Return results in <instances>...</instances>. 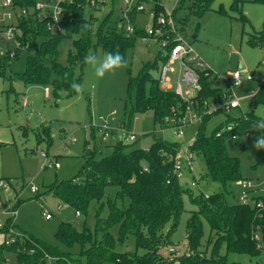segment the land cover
Wrapping results in <instances>:
<instances>
[{
  "label": "trees",
  "instance_id": "16d2710c",
  "mask_svg": "<svg viewBox=\"0 0 264 264\" xmlns=\"http://www.w3.org/2000/svg\"><path fill=\"white\" fill-rule=\"evenodd\" d=\"M35 0H14L15 5L24 11L32 7ZM188 1V0H186ZM214 0H190V14L182 19L174 16L187 26L190 16L200 18L209 11ZM252 3L264 5V0H252ZM183 4V3H182ZM244 2L232 0L228 10L219 6L215 11L230 19L238 21L242 26V37L247 38L246 44L264 52V22L259 32L252 31L248 18L242 11ZM85 0H72L65 6L66 15L61 22L63 33L56 34L49 30L45 22L35 14L22 13L18 19L16 48L25 53L24 69L16 74V79L25 86L51 87L54 99L59 92H66L69 97L76 94L72 83L80 84L82 69L86 65L84 57L90 49H100L103 53L119 51L124 58L128 48L137 40L147 37L143 29L135 27L132 38L119 34L116 28L105 31L100 26L98 31L88 27L84 16ZM182 7V5H181ZM155 15L164 13L159 0H155ZM131 14V21L134 20ZM234 14V15H231ZM246 27L252 33L246 31ZM152 28L156 29L155 22ZM199 24L196 25V38ZM77 39L72 41V49L68 52L66 66L58 63L57 46L64 38ZM16 54L17 51L15 50ZM17 56V55H15ZM0 63V79L7 65L3 58ZM166 57L160 50L152 63L142 65L136 77L127 70L126 99L124 101V119L126 130L133 117L151 113L154 125L165 127L164 120L182 119L187 104L172 93H165L159 88L158 75L165 64ZM78 66L79 73L75 71ZM52 74L56 79H52ZM202 90L195 101L201 103L211 97L217 98L221 90H210L208 83L202 79ZM253 110L238 117L222 114L225 121L216 126L210 133L206 132L209 121L219 115L205 116L198 126L193 143L188 146L189 152L204 160L208 176L223 189L230 184L241 181L240 164L236 158L230 157L225 147V140L232 135L242 137L253 132L254 138L260 135L253 128L259 117L254 114L258 106H264V79L258 85L253 98ZM234 124L230 132L221 130ZM92 129V128H91ZM96 130L92 129L90 138L92 147L86 144L83 155L84 164L78 175L70 180L55 182L46 187L27 201L39 200L51 196L85 216L91 202L99 205L95 215L93 231L85 224L77 230L72 224L60 223L55 233L56 242L66 250L77 245L78 254L62 251L59 246H50L40 240L23 234V241L5 247L0 244V264H8L6 255H13L16 264H116L120 259L123 264H242L228 261L229 255H240L249 259L264 254V196H252L254 202L248 204L228 205L222 192L204 196H192L188 188H183L173 176V159L181 148L178 142L155 138L147 150L132 149V144L117 143L110 156L96 160L99 153ZM42 136H41V135ZM40 134L34 133L36 141L42 140L48 145L51 142L50 128L42 127ZM238 141V139L236 140ZM146 169V171H144ZM116 188L114 201L103 203L105 190ZM187 197L195 207L185 225V241L187 255L168 261L161 255V250L171 246L170 237L178 226L184 213V198ZM120 203L121 206H118ZM260 203L263 207L256 208ZM107 208L106 218L101 212ZM203 221L209 227L206 251H201L204 238ZM118 227L117 237L110 230ZM129 238L134 239L135 250L144 254L131 252L119 254L116 246L123 245ZM30 251L32 253L30 254ZM223 252V254H221ZM84 259V262H82Z\"/></svg>",
  "mask_w": 264,
  "mask_h": 264
},
{
  "label": "rangeland",
  "instance_id": "374dc122",
  "mask_svg": "<svg viewBox=\"0 0 264 264\" xmlns=\"http://www.w3.org/2000/svg\"><path fill=\"white\" fill-rule=\"evenodd\" d=\"M141 1L146 4L147 11L143 14L134 13L132 22L147 29L152 25L149 10L154 9L155 0ZM159 1H161L164 11L172 10L173 14H177L176 17L180 19L189 18L190 0H183L178 6L176 0ZM231 1L214 0L210 6L211 9L200 18L190 16L187 33L191 37L194 36L196 25L199 24L197 36L191 40L192 46L214 74L220 78L230 79L231 74L237 71L240 66L252 74L254 81L251 83L244 82L235 91L237 98L243 100L242 109L247 114L253 110V102L246 97L247 90L256 91L264 79V52L246 44L247 38L242 37V26L238 21L215 11L220 5L228 10ZM242 1L244 2L242 11L249 19L252 31L259 32L264 22V5L254 4L252 0ZM134 5L135 3L131 6ZM125 9L126 6L122 0H103V2L97 3L93 10L85 11L84 16L90 29L96 32L100 26H103L105 32L118 27ZM246 31L252 33L249 27H246ZM76 39V36L64 38L58 44L57 60L61 65H67L68 52L72 49V41ZM15 42L14 39V42L4 43L0 36V46L4 50L9 48L17 51V56L14 59L4 62L7 68L0 79V177L13 179L18 186L32 182L39 188L41 194L51 184L70 180L78 175L84 164L83 155L86 150L84 147L87 145L91 148L93 145L90 138V132L93 128L101 127L104 123H108L111 127L116 125L120 127L124 119V101L128 78L126 71L128 70L132 77H136L143 64L152 63L156 59L159 45L150 40H137L126 51V67L119 70L115 75H106L103 79H97L93 69L86 64L81 75L82 91L76 92L71 97L66 92H59V97L54 99L50 86L47 87L48 91L45 93L43 87L25 86L16 79V74L21 73L24 69L26 54L16 48ZM90 52L98 56L104 54L100 49H90ZM2 59L0 58V63H3ZM172 68L177 71V64H173ZM75 71L77 74L79 73L78 66H76ZM168 75L171 77V83H174L176 74ZM52 79H56L53 74ZM239 113L238 110L234 111L231 117H237ZM254 114L257 117L264 116V106H258L254 110ZM224 121L225 116L223 115L213 117L206 127V132L210 133ZM44 126L50 128L51 142L48 145L42 138L36 141L34 136L35 132L40 134V129ZM198 126V124L186 126L183 129V137L177 138L173 130L162 133L161 128L154 125L151 113L137 115L130 121L129 131L142 137L138 139L132 149L147 150L153 144L152 134H154L155 138L178 142L181 144V149L186 150V154H189L187 149ZM254 135L250 131L242 137L237 136L238 141L228 138L225 140V147L228 155L238 160L242 181L252 182L254 194L264 196V149L257 150L253 147ZM67 137L75 138L76 142L63 149L62 142ZM95 137L99 147L96 160L110 156L116 142L113 140L103 142L98 133ZM42 154L46 158L56 160L59 168H43L46 160L41 156ZM191 166L193 169L180 180V185L183 188H188L192 196L203 194L206 197L222 192L228 205L240 204L239 199L244 191L240 186L234 183L223 189L208 176L201 156H194ZM116 191V188H107L103 203L108 200L114 201ZM25 196L27 198L33 197L29 191H26ZM183 204L184 213L178 226L171 234V246L161 250V255L168 261H175L176 258L187 255L185 225L191 212L195 211V207L187 197L184 198ZM117 205L121 206L120 203ZM60 208L59 202L51 196L22 202L17 208V229L47 245L59 246L64 252L78 254L80 249L77 245L69 250L58 245L55 237L58 225L62 222L69 223L80 231L82 225L85 224L89 230L93 231L99 205L96 202H91L87 214L81 216L80 219L74 218V210L70 208L63 209L57 214ZM44 209L53 214L52 219L45 220L42 216ZM106 216L107 208L105 207L101 212V217L106 218ZM203 230L205 235L202 240L201 251H206L208 255L210 247L207 249L206 244L209 237V227L204 221ZM117 231L118 227H114L109 232L116 238ZM2 240L3 238L0 236V243ZM170 248L174 250L173 253L168 252ZM116 252L119 254L125 252L137 253V255L144 254L142 250L136 252L133 238H129L123 245L116 246ZM6 259L8 264H16L13 255H7ZM82 260L84 262V259ZM228 261L229 263L264 264V254L253 259L232 254L228 256ZM175 264L178 262L175 261Z\"/></svg>",
  "mask_w": 264,
  "mask_h": 264
},
{
  "label": "built area",
  "instance_id": "2783aa9c",
  "mask_svg": "<svg viewBox=\"0 0 264 264\" xmlns=\"http://www.w3.org/2000/svg\"><path fill=\"white\" fill-rule=\"evenodd\" d=\"M72 0H35L32 7L24 11L15 5L14 0H0V36L4 43L14 42L15 36L18 32V19L22 13L35 14L37 18L46 23V26L52 32L63 33L61 22L64 16H67L65 6L71 3ZM183 0H176V4H180ZM103 0H85V11H90L95 8V5ZM126 6L125 12L116 31L126 37L132 38L135 33V25L130 19L132 13H145L147 11L146 4L141 0H122ZM135 3L132 7L131 5ZM175 5V7H177ZM174 9V8H173ZM84 11V12H85ZM149 15L152 22H155L156 29L150 26L143 29L147 37L142 38L143 41H152L159 45V50L163 52L166 57L165 64L161 67L158 75L159 88L165 93H172L181 101L187 104L184 116L182 119L176 121L173 118H166L164 120L165 127L161 128V132L173 130L177 138L183 137V129L186 126L194 124L200 125L205 116H213L216 114L232 115L233 111L241 110L240 99L237 98L235 91L237 88L246 82L254 80L252 74L246 70L235 71L231 74L230 79H222L209 68L204 60L197 54L192 46V37L187 33V29L174 16L172 10L155 15L154 9L149 10ZM191 38V39H190ZM16 52L14 49L6 48L4 50L0 46V58L14 59ZM173 64H177V71L172 68ZM264 65V61H263ZM168 74H176V80L171 83V77ZM202 79L208 83L210 90H221L220 97H211L201 103L195 101L199 92L202 90ZM48 90L46 89V92ZM256 91L247 92V98L253 101ZM114 114V113H113ZM244 118V115L241 114ZM92 127V126H91ZM234 128V124L225 126L220 133L230 132ZM100 135L101 141L106 142L113 140L117 143L132 144L138 141L140 137L129 130H126L122 122L120 127L117 125L111 127L108 123H104L101 127L93 128ZM196 132L190 145L193 143ZM233 140H237L236 135H232ZM75 138H65L62 142L63 149L68 148L72 143H75ZM189 145V146H190ZM188 150V149H187ZM189 151V150H188ZM43 168L53 167L59 168L56 160L53 158H46ZM194 155L186 150L177 152L173 159V176L178 180H182L186 173L190 172L193 164ZM146 171V169H144ZM244 191L239 199L241 204H248L254 202L250 199L253 193L252 182H236ZM17 187V189H16ZM26 191L34 197L39 194V188L32 182L18 186L13 179L0 178V236H2V243L5 247L14 245L16 242L23 241V234L17 229L16 216L17 208L20 203L26 202L31 198L25 196ZM32 197V198H33ZM59 214L63 209L69 208L66 205H59ZM256 208L263 209L260 203L255 204ZM42 216L45 220H50L53 214L47 210H43ZM74 218L80 219L81 214L74 211ZM169 253L174 250L170 248ZM32 251H30V254ZM116 264H123L120 259L116 260Z\"/></svg>",
  "mask_w": 264,
  "mask_h": 264
},
{
  "label": "clouds",
  "instance_id": "9594fccd",
  "mask_svg": "<svg viewBox=\"0 0 264 264\" xmlns=\"http://www.w3.org/2000/svg\"><path fill=\"white\" fill-rule=\"evenodd\" d=\"M84 62L93 69L97 79H103L106 75H115L119 70L126 67L127 63L119 51L104 53L102 56L90 52L84 57ZM71 87L77 93L82 91V85L75 82L72 83ZM253 128L260 133L256 137L253 147L257 150L264 149V116L254 121Z\"/></svg>",
  "mask_w": 264,
  "mask_h": 264
},
{
  "label": "crops",
  "instance_id": "0c3cea01",
  "mask_svg": "<svg viewBox=\"0 0 264 264\" xmlns=\"http://www.w3.org/2000/svg\"><path fill=\"white\" fill-rule=\"evenodd\" d=\"M240 1H242V0H240ZM160 2H161V1H160ZM242 2H243V1H242ZM243 5H244V4H243ZM242 9H243V7H242ZM244 13H245V12H244ZM244 15H245V14H244ZM245 16H246V15H245ZM246 17H247V16H246ZM247 18H248V17H247ZM248 20H249V19H248ZM135 25H136V24H135ZM137 26H139V25H137ZM151 26H152V25H151ZM139 28L144 29V28H142L141 26H139ZM186 29H187V26H186ZM193 39H195L194 36H192V40H193ZM204 62H205V61H204ZM205 63H206V62H205ZM206 64H207V63H206ZM242 67H243V66H242ZM243 69L246 70L244 67H243ZM237 71H239V69H238ZM246 71H247V70H246ZM247 72H248V71H247ZM249 73H250V72H249ZM250 74H251V73H250ZM253 81H254V80H253ZM253 81H252V82H253ZM245 83H246V82H245ZM249 83H251V82H249ZM45 89H47V88H44V92L46 93V90H45ZM247 92H249V90H247ZM240 100H241V99H240ZM242 102H243V100L240 101L241 107H242ZM24 103H25V102H24ZM235 111H237V110H235ZM238 111L240 112L238 116H240L241 114H245V113H244L245 111H244L242 108H241V110H238ZM233 112H234V111H233ZM238 116H237V117H238ZM0 178H4V177H0ZM254 192H255V191H254ZM254 192L252 193V195H253V196H256V195L254 194ZM1 243H2V242H1ZM1 243H0V244H1ZM6 256H7V255H6Z\"/></svg>",
  "mask_w": 264,
  "mask_h": 264
},
{
  "label": "water",
  "instance_id": "95a60500",
  "mask_svg": "<svg viewBox=\"0 0 264 264\" xmlns=\"http://www.w3.org/2000/svg\"><path fill=\"white\" fill-rule=\"evenodd\" d=\"M238 69L241 71V70H243V67H242V66H240Z\"/></svg>",
  "mask_w": 264,
  "mask_h": 264
}]
</instances>
